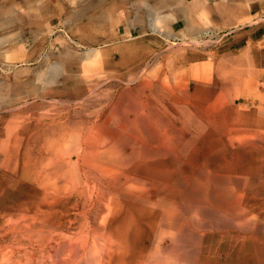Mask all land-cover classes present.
Masks as SVG:
<instances>
[{"label":"rangeland","instance_id":"1","mask_svg":"<svg viewBox=\"0 0 264 264\" xmlns=\"http://www.w3.org/2000/svg\"><path fill=\"white\" fill-rule=\"evenodd\" d=\"M207 1L192 9L193 21L202 27L199 35L174 39L167 38L164 22L155 23L148 0H0V89L10 95L9 104H0V253L18 246L15 236L3 235L15 226L18 197L40 195L37 182L41 188L69 186L72 195L71 183L82 186L86 175L93 182L90 156L80 151L90 139L97 163L116 170L107 197L116 212L114 264H141L155 256L165 261L171 250L178 253V264H264V140L254 138L264 134V97L255 96L264 95V80L236 86L219 65L264 42V0H228L239 17L233 26H222V0ZM174 23L169 26L177 34L189 24L183 17ZM249 67L236 64L240 83ZM66 68L75 77H66ZM243 88L247 97L238 100ZM95 177L87 199L94 205L93 224L101 219L104 193ZM171 210L180 239L159 252ZM18 247L20 257L10 264H27L25 247Z\"/></svg>","mask_w":264,"mask_h":264},{"label":"bare ground","instance_id":"2","mask_svg":"<svg viewBox=\"0 0 264 264\" xmlns=\"http://www.w3.org/2000/svg\"><path fill=\"white\" fill-rule=\"evenodd\" d=\"M114 2V1H113ZM207 0H150L149 4L153 9V12L155 13V23L164 22L165 25H163V31L166 32L167 38H173L175 37L174 30L171 29L169 26L171 23L175 22L177 20L176 15L171 14L169 12L171 8L176 7V13L181 15L178 16L180 18H185L188 22L189 25L187 26L186 30L184 29L185 33L189 35H193L194 33L202 31L201 25L199 23H195V21H192V9L193 8H199V7H204L207 4ZM112 3V2H111ZM228 0H222L221 3V10L220 14L223 17V23L222 26H233L239 19L238 15L236 12L233 11V9H228L227 4ZM142 4V3H141ZM150 11V10H149ZM172 11V10H171ZM102 14H107V12H103ZM17 15V14H16ZM5 14L1 15V17H4ZM152 17V16H151ZM16 18V17H15ZM86 18V17H85ZM84 18V19H85ZM135 18V17H134ZM248 18V17H247ZM264 18V17H263ZM19 19V18H17ZM169 21L167 24V21L165 22L164 20ZM245 19V18H244ZM251 19V18H250ZM83 20V18L81 19ZM127 21V20H126ZM172 21V22H171ZM82 22V21H81ZM263 22V21H262ZM258 23V22H257ZM261 23V22H260ZM67 24V23H66ZM81 24V23H80ZM181 24V23H180ZM179 24V25H180ZM242 24V23H241ZM68 25V24H67ZM178 25V24H177ZM74 27V26H73ZM114 27V26H113ZM129 27V25H128ZM178 27V26H177ZM176 27V28H177ZM72 28V27H71ZM158 33L161 32L162 28L158 25H156ZM236 28V27H235ZM237 27L236 29H238ZM115 29V28H114ZM128 29V28H127ZM131 29V28H130ZM211 29V28H210ZM70 31V30H69ZM155 31V30H154ZM212 31V30H211ZM243 32V31H242ZM105 33V32H103ZM119 33V32H118ZM207 33V32H206ZM241 33V32H240ZM18 34V33H17ZM61 34V33H60ZM139 34V33H138ZM145 34V33H144ZM164 35V32L162 33ZM165 34V35H166ZM221 34V33H220ZM116 34H114L115 36ZM182 35V34H181ZM199 35V33H198ZM65 36V35H64ZM113 36V37H114ZM137 36V35H136ZM150 36V35H149ZM258 36V35H257ZM111 37V36H108ZM197 37V36H195ZM36 38V36L34 37ZM53 38V37H52ZM116 38V37H114ZM131 38V37H130ZM162 38V37H161ZM183 38V37H182ZM189 38V37H188ZM191 38V37H190ZM49 39V38H48ZM129 39V38H128ZM163 39V38H162ZM236 39V38H235ZM239 39V38H238ZM255 39V38H254ZM109 40V39H108ZM115 40V39H114ZM125 40V39H124ZM166 40V39H165ZM174 40V39H173ZM185 40H188L185 38ZM222 40V39H221ZM253 40V38H252ZM69 41V40H68ZM121 41V40H120ZM133 41V40H132ZM198 41V40H197ZM112 42V41H111ZM129 42V41H128ZM175 42V41H174ZM191 42V41H190ZM65 42H63L64 44ZM178 43V42H177ZM219 43V42H218ZM227 43V42H226ZM232 43V42H231ZM241 43V42H240ZM73 44V43H72ZM204 44V42L202 43ZM206 44V43H205ZM203 45L204 47L207 45ZM208 44V43H207ZM38 45V44H37ZM180 45V44H179ZM196 45V44H193ZM199 45V43H198ZM113 46V45H112ZM184 46V45H183ZM188 46V45H187ZM192 46V45H191ZM200 46V45H199ZM202 46V45H201ZM202 46V47H203ZM250 46V45H249ZM175 47V45H174ZM179 47V46H178ZM228 47V46H227ZM8 48V47H7ZM53 48V47H52ZM172 48V47H171ZM201 48V47H200ZM59 49V48H58ZM83 49V48H82ZM222 49V48H221ZM234 49V48H233ZM101 50V49H100ZM42 51V50H39ZM74 52V51H73ZM72 52V53H73ZM211 52V51H210ZM8 53V52H7ZM20 53V52H19ZM27 53V52H26ZM84 53V52H83ZM167 53V52H166ZM41 54V53H40ZM76 54V53H75ZM161 54V53H160ZM239 54V53H238ZM54 55V54H53ZM231 55V54H230ZM70 55H67L65 57H69ZM84 56V55H83ZM29 57V56H28ZM35 57V56H34ZM32 57V58H34ZM94 57V56H93ZM57 58V57H56ZM82 58V57H81ZM3 59V58H2ZM44 59V58H43ZM47 59V58H46ZM153 59V58H152ZM160 59V58H159ZM165 59V58H164ZM37 59H35L36 61ZM48 60V59H47ZM20 61V60H19ZM54 61V59L52 60ZM56 61V60H55ZM58 61V60H57ZM83 61V60H82ZM243 61V64L250 65V67L246 70L247 76L244 83H240V81L237 78V73L235 71L236 64H239ZM61 62V60H60ZM64 62V61H63ZM66 62V61H65ZM45 63V62H44ZM52 63V62H51ZM162 63V62H161ZM1 64V63H0ZM49 64V63H48ZM54 64V63H53ZM59 64V63H58ZM165 65V64H164ZM220 65L221 71L223 72V77L226 80H231L234 81V84L236 86H246L247 85V80L250 79L252 82H254L255 86L258 83L259 79L264 80V42L257 44L256 46L250 47L242 57L239 59L236 58H231L227 60H223ZM26 66V65H25ZM42 66V65H41ZM15 67V66H14ZM24 67V66H23ZM47 67V66H45ZM147 67V66H146ZM28 68V67H27ZM51 68V67H50ZM146 69V68H145ZM26 70V69H25ZM24 70V71H25ZM225 71L230 70L231 72L229 73H224ZM27 71V70H26ZM146 71V70H145ZM23 72V71H21ZM41 72V71H40ZM49 72V71H48ZM169 73V72H168ZM12 74V73H11ZM147 74V73H146ZM64 75L68 78H73L75 75L72 73L71 70L69 69H64ZM77 76V75H76ZM183 76V75H182ZM37 77V76H36ZM40 77V76H39ZM150 77V76H149ZM19 78V77H18ZM23 78V77H22ZM62 78V76H61ZM140 78V77H139ZM13 79V78H12ZM58 79V77H57ZM151 79V78H150ZM258 79V80H257ZM171 80V79H170ZM3 81V80H2ZM44 81V80H43ZM139 81V79H138ZM182 81V80H181ZM110 82V81H109ZM136 82L133 81V83ZM5 83V82H4ZM8 83V82H7ZM52 83V82H50ZM108 83V82H107ZM34 84V83H33ZM135 84V83H134ZM137 84V83H136ZM135 84V85H136ZM262 84V83H261ZM8 85V84H7ZM6 85V86H7ZM158 85V84H157ZM104 86V85H103ZM107 86V84H106ZM130 86V85H129ZM143 86V85H142ZM112 87V86H111ZM120 87V86H119ZM6 88V87H5ZM16 88V87H15ZM15 88L13 90H15ZM46 88V87H45ZM110 88V87H109ZM262 88V87H261ZM127 89V88H126ZM11 91V90H10ZM112 91V90H111ZM141 91V90H140ZM145 92V90H143ZM153 91V90H152ZM261 91V89H260ZM110 92V91H109ZM122 93V92H121ZM136 93V92H135ZM142 93V92H141ZM247 91L246 89H241L239 91L237 99L240 100L244 97H247ZM254 93V92H252ZM108 94V93H107ZM126 94V93H125ZM124 94V95H125ZM106 95V94H105ZM136 95V94H135ZM134 95V96H135ZM142 95V94H141ZM149 95V94H148ZM219 95V94H218ZM255 95V94H254ZM174 96V95H173ZM256 99L263 98L264 95L258 94L255 95ZM254 96V97H255ZM259 96V98H258ZM99 97V96H98ZM138 97V96H137ZM31 98V97H30ZM91 98V97H90ZM105 98V97H104ZM111 98V97H110ZM116 98V97H115ZM118 98V97H117ZM109 99V98H107ZM128 99V98H126ZM125 99V100H126ZM141 99V98H139ZM19 100V99H18ZM92 100V99H91ZM97 100V99H96ZM136 100V99H135ZM134 100V101H135ZM224 100V99H223ZM25 101V100H24ZM44 101V100H43ZM63 101V100H62ZM95 101V100H94ZM261 101V100H260ZM38 102V101H37ZM52 102V101H51ZM61 102V100H60ZM72 102V101H71ZM93 102V101H92ZM140 102V101H139ZM136 102V103H139ZM169 102V101H168ZM10 103V95H9V90L1 88L0 89V104H9ZM42 103V102H41ZM40 103V104H41ZM73 103V102H72ZM118 103V101H117ZM69 104V103H68ZM74 104V103H73ZM122 104V103H121ZM130 104V103H129ZM128 104V105H129ZM142 104V102H141ZM178 104V103H177ZM27 106L29 104H26ZM42 105V104H41ZM46 105V104H45ZM120 105V104H119ZM150 105V104H149ZM175 105V104H174ZM76 106H78L76 104ZM82 106V105H81ZM91 106V105H90ZM89 106V107H90ZM122 106V105H121ZM120 106V107H121ZM139 106V105H137ZM229 106V105H228ZM22 107V106H21ZM74 107V106H73ZM80 107V106H79ZM86 107V106H85ZM119 107V106H118ZM124 107V106H123ZM5 108V107H4ZM87 108V107H86ZM94 108V107H93ZM131 108V106H130ZM152 108V107H151ZM58 109V108H57ZM127 109V108H126ZM149 109V108H148ZM116 110V109H115ZM131 110V109H129ZM150 111V110H149ZM148 111V112H149ZM179 111V110H178ZM192 111V110H191ZM22 112V111H21ZM96 112V111H95ZM85 113V112H84ZM88 113V112H87ZM119 113H121L119 111ZM134 113V112H133ZM152 113V112H151ZM155 113V112H154ZM179 113V112H178ZM74 114V113H73ZM82 114V113H81ZM96 114V113H95ZM147 114V113H146ZM205 114V113H204ZM1 115V114H0ZM77 115V114H76ZM117 115V114H116ZM120 115V114H119ZM131 115V113L129 114ZM109 116V115H108ZM160 116V115H159ZM158 116V117H159ZM173 116V115H172ZM210 116V115H209ZM81 117V116H80ZM141 117V116H140ZM139 117V118H140ZM152 117V114L150 115ZM155 117V115H153ZM152 117V119H154ZM181 117V116H180ZM192 117V116H191ZM50 118V117H49ZM87 118V117H86ZM93 118V117H92ZM129 118V117H128ZM134 118V117H133ZM161 118V117H159ZM183 118V117H182ZM121 119V118H120ZM142 119V118H141ZM189 119V118H188ZM196 119V118H195ZM158 119H156L157 121ZM164 120V119H163ZM186 120V119H185ZM119 121V120H118ZM179 121V120H178ZM187 121V120H186ZM189 121H192L191 119ZM48 122V121H47ZM104 122V121H103ZM130 122V120H129ZM144 120L142 121V123ZM152 123V121L150 120ZM158 122V121H157ZM161 122V121H160ZM159 122V123H160ZM98 123V122H97ZM109 123V122H108ZM164 123V122H162ZM156 124V123H155ZM161 124V123H160ZM173 124V123H172ZM194 124V123H193ZM144 125V124H143ZM153 125V124H152ZM168 125V124H167ZM192 125V124H191ZM190 125V126H191ZM128 126V125H126ZM132 127V125H130ZM159 126V125H158ZM157 126V127H158ZM171 126V125H170ZM197 126V125H196ZM195 126V127H196ZM129 128V126H128ZM141 128V127H140ZM155 128V127H154ZM164 128V127H163ZM166 128V126H165ZM164 128V129H165ZM150 129V128H149ZM161 130V129H160ZM168 130V129H167ZM181 130V128H180ZM179 130V131H180ZM198 130V129H197ZM83 131V130H82ZM133 131V129H132ZM150 131V130H149ZM159 131V129H158ZM177 131V130H176ZM175 131V132H176ZM185 131V130H184ZM192 131V130H191ZM240 131V130H239ZM74 132V131H73ZM153 132V131H151ZM178 132V131H177ZM161 132H158V134ZM165 133V132H164ZM195 133V132H194ZM71 134V133H70ZM156 134V136L158 135ZM251 134V133H250ZM144 135V134H143ZM142 135V136H143ZM151 135V134H150ZM4 136V135H3ZM87 136V135H86ZM141 138H145L142 137ZM152 137H154L152 135ZM159 137V136H158ZM2 138V137H1ZM130 138V136H129ZM134 138V137H133ZM163 138V136H162ZM182 138V136H181ZM254 138L257 140H264V134L261 135V133H256L254 134ZM5 139V138H4ZM123 139V138H122ZM160 139V138H159ZM168 139V137H167ZM175 139V138H174ZM173 139V140H174ZM178 139V138H177ZM81 140V139H80ZM135 140V139H134ZM183 140V139H182ZM251 140V139H250ZM254 140V139H253ZM113 141V140H112ZM111 141V142H112ZM131 141V140H129ZM162 141V140H161ZM6 142V141H5ZM4 142V143H5ZM11 142V141H9ZM136 143V141H134ZM169 142V140H168ZM185 142V141H184ZM121 143V142H120ZM124 143V142H122ZM155 143V142H153ZM157 143V142H156ZM180 143V142H179ZM6 144V143H5ZM84 144V142H83ZM117 144V143H115ZM126 144V143H125ZM113 145V144H112ZM238 145V144H237ZM251 145V143H250ZM117 146V145H116ZM121 146V145H120ZM124 146V145H123ZM11 147V146H10ZM130 147V146H129ZM156 147V146H155ZM5 148V146H4ZM7 148V147H6ZM112 148V147H111ZM117 148V147H116ZM162 148V147H161ZM169 148V147H167ZM178 148V147H177ZM164 149V148H163ZM162 149V150H163ZM132 150V149H131ZM152 150V149H151ZM161 150V149H160ZM169 150V149H168ZM178 150V149H177ZM180 150V148H179ZM80 151L84 152L86 156H90L89 159V166L92 170V172L95 171L94 176L90 179L93 180L94 183H96L97 178L96 176H99L100 179L98 182H102L100 185L102 189L104 190V193L101 192V196L99 199L101 209H100V217L101 219L97 222L95 221L94 224L91 222V217L90 214L92 215V210L94 208V205L87 203V199H90L91 196H93L90 193V190L92 189L93 185L92 181L89 180L88 176L86 175L85 178L87 179L84 181V179L81 181L82 186H73L71 183V187L75 188L73 191L70 189L71 192H74L76 195H72L70 193H67L69 190L68 187H51L50 184L44 185L42 188L40 186V183L37 182L38 187H36L37 192L40 194L39 196H33L31 197H18L17 200V219L15 221V226L14 228L9 227L8 230H5V233L3 235V238H10L12 236L13 241L18 242V246H23V253L25 255V258L27 259V264H114V260L118 257L119 255V248L117 241L113 237V232H112V221L115 219L116 212L114 211V208L111 205V201L108 200V196L110 194V183L113 180V177L115 175L114 167H111L110 169V164L108 163H102L98 164L97 163V156L94 154V149L90 146V139H87L86 141V146L85 148H81ZM104 151V150H103ZM102 151V153H104ZM18 152V151H17ZM52 152V151H51ZM131 152V151H129ZM135 152V150H134ZM133 152V153H134ZM145 152V151H144ZM148 152V151H147ZM158 152V151H157ZM163 152V151H162ZM172 152V151H171ZM180 152V151H179ZM149 153V152H148ZM161 153V151H160ZM175 153V152H174ZM79 154V152L77 153ZM145 154V153H144ZM143 154V155H144ZM158 154V153H157ZM163 154V153H162ZM167 152L165 151L166 155ZM139 155V153L137 154ZM142 155V156H143ZM74 156V155H73ZM141 156V157H142ZM145 156V155H144ZM149 156V155H147ZM177 156V155H176ZM181 156V155H180ZM77 157V156H76ZM122 158V156H121ZM175 158V157H174ZM15 159V158H14ZM171 159V158H170ZM177 159V158H176ZM71 160V159H70ZM77 160V159H76ZM75 160V161H76ZM159 160V159H158ZM161 160V159H160ZM163 160V159H162ZM178 160V159H177ZM235 160V159H234ZM72 161V160H71ZM86 161V159H85ZM176 161V160H175ZM179 161V160H178ZM80 162H82L80 160ZM177 162V161H176ZM236 162V160H235ZM238 162V161H237ZM181 163V162H180ZM183 163V162H182ZM185 163V162H184ZM57 164V163H56ZM88 164V163H87ZM140 164V163H139ZM149 166V163H147ZM174 164V163H173ZM145 165V164H143ZM177 165V164H176ZM80 166V165H79ZM19 167V166H18ZM56 167V165L54 166ZM150 167V166H149ZM171 167V166H170ZM180 167V166H179ZM185 167V166H183ZM187 167V166H186ZM57 168V167H56ZM117 168V167H116ZM120 168V167H119ZM156 168V167H155ZM127 169V168H126ZM125 169V170H126ZM139 169V168H138ZM151 169V168H150ZM229 169V168H228ZM56 170V169H55ZM89 170V169H88ZM132 170V168H131ZM170 170V169H169ZM173 170V169H172ZM57 171V170H56ZM83 171V170H82ZM118 171V170H117ZM148 171V169H147ZM262 171V169H261ZM131 172V171H130ZM181 172V171H179ZM117 173V172H116ZM158 174V170L155 172ZM154 173V174H155ZM83 174V172H82ZM136 174V173H135ZM182 174V173H181ZM137 175V174H136ZM159 175V174H158ZM42 176V175H41ZM66 176V175H65ZM160 176V175H159ZM191 176V175H190ZM222 176V175H221ZM23 177V174H22ZM200 177V175H199ZM218 177V176H216ZM155 178V177H154ZM183 178V177H182ZM189 178V177H188ZM192 178V177H191ZM111 179V181H110ZM151 179V178H150ZM179 179V178H178ZM107 180V181H106ZM182 180V179H181ZM191 180V179H190ZM193 180V178H192ZM9 182V181H7ZM15 182V181H14ZM156 182V181H155ZM215 182V181H214ZM186 183V182H185ZM8 184V183H7ZM18 183L17 185H19ZM56 184V183H55ZM162 184V183H161ZM9 185V184H8ZM14 185V183H13ZM98 185V184H94ZM158 185H160L158 183ZM199 185V184H198ZM161 186V185H160ZM11 187V186H10ZM20 187V186H19ZM96 187V186H95ZM182 187V186H181ZM192 187V186H191ZM199 187V186H198ZM219 187V186H218ZM222 187V186H221ZM5 188V187H4ZM8 188V186H7ZM12 188V187H11ZM10 188V189H11ZM15 188V187H13ZM35 188V187H34ZM194 189V187H192ZM191 188V189H192ZM214 188V187H213ZM19 189V188H17ZM97 189V187L95 188ZM99 189V188H98ZM159 189V188H158ZM192 189V191H193ZM226 189V188H225ZM224 189V190H225ZM4 190V189H3ZM16 190V189H15ZM183 190V189H182ZM219 190V189H218ZM17 191V190H16ZM40 191L43 192L41 195ZM93 191V189L91 190ZM98 191V190H97ZM156 191V190H155ZM168 191V190H167ZM195 191V190H194ZM212 191V190H211ZM1 192V191H0ZM95 192V191H94ZM189 192V191H187ZM220 192V191H219ZM222 193L224 191H221ZM199 193V192H197ZM98 194V193H97ZM118 194V193H117ZM200 194V193H199ZM198 194V196H199ZM123 195V194H122ZM221 195V194H220ZM98 196V195H97ZM96 196V197H97ZM126 196V195H125ZM224 196V195H223ZM99 197V196H98ZM130 197V195H129ZM194 197V196H193ZM202 197V196H200ZM218 197V196H217ZM222 197V196H221ZM226 197V196H225ZM220 198V197H219ZM93 199V198H92ZM111 199V198H109ZM190 199H192L190 197ZM198 199V197H197ZM145 200V199H144ZM196 200V198H195ZM202 200V199H201ZM212 201L214 199H211ZM224 200V199H223ZM90 201V200H89ZM190 201V200H189ZM194 201V198L192 199ZM196 201H199L196 200ZM203 201V200H202ZM201 201V202H202ZM210 201V199H209ZM217 201V200H216ZM215 201V202H216ZM159 202V201H158ZM191 202V201H190ZM200 202V201H199ZM218 202V201H217ZM222 202V200L220 201ZM237 202V201H236ZM91 203V202H90ZM149 203V202H148ZM204 203V202H202ZM206 204V203H205ZM225 204V203H224ZM146 205V204H145ZM183 205H184V200H183ZM231 205V203H230ZM185 206V205H184ZM183 206V207H184ZM192 206V205H191ZM194 206V205H193ZM200 206V205H199ZM206 206H208L206 204ZM227 206V205H226ZM237 206V205H236ZM201 207V206H200ZM211 207V206H210ZM209 207V208H210ZM213 207V206H212ZM240 207V205H239ZM182 208V207H181ZM173 209V208H172ZM183 209V208H182ZM200 209V208H199ZM233 209V208H232ZM95 210V209H94ZM190 210V209H187ZM211 210V209H210ZM244 210V209H243ZM202 211V210H201ZM240 211V210H239ZM238 211V212H239ZM198 212V211H197ZM243 212V211H242ZM205 214V213H204ZM203 214V215H204ZM212 214V213H210ZM214 214V213H213ZM127 215V214H126ZM202 215V214H201ZM220 215V213H219ZM226 215V214H225ZM250 215V214H249ZM216 216V215H214ZM222 216V215H221ZM211 217V216H210ZM226 217V216H224ZM229 217V216H228ZM235 217V216H234ZM130 218V217H129ZM220 219V217H218ZM232 218V217H231ZM242 218V217H241ZM248 218V217H246ZM152 219V218H151ZM233 219V218H232ZM236 219V218H235ZM240 219V218H238ZM130 220V219H129ZM154 220V219H153ZM209 220V219H208ZM226 220V219H225ZM224 220V221H225ZM231 219H229L230 221ZM254 220V219H253ZM141 221V220H140ZM139 221V222H140ZM193 221V220H192ZM191 221V223H192ZM221 221V219H220ZM219 221V222H220ZM248 221H250L248 219ZM9 222V221H8ZM125 222V221H124ZM167 231L163 233L158 250L161 252L160 249H162L163 246H170L174 244L178 237L176 236V231L174 227V210H171L169 213V219L167 221ZM195 224L196 222L193 221ZM262 222V221H261ZM119 223V221H118ZM217 223V222H216ZM223 223V222H221ZM193 224V223H192ZM218 224V223H217ZM182 225V224H181ZM200 225V224H199ZM221 225V224H220ZM232 225V224H231ZM242 225V224H241ZM238 225L237 228H239ZM12 226V225H11ZM194 226V225H193ZM197 226V225H196ZM235 226V225H234ZM133 227V226H132ZM135 227V225H134ZM145 227V226H144ZM157 227V226H156ZM202 227V225H201ZM242 227V226H241ZM240 227V228H241ZM11 228V229H10ZM119 228V227H118ZM123 228V227H122ZM190 228V227H189ZM227 228V227H226ZM264 228V227H263ZM146 229H148L146 227ZM180 229V228H179ZM195 229V228H194ZM204 229V228H203ZM230 229V228H229ZM236 229V228H235ZM186 230V229H185ZM189 230V229H188ZM197 230V229H196ZM200 230V229H199ZM208 230V229H207ZM149 232V231H148ZM210 232V231H209ZM263 232V231H262ZM129 233V231H128ZM133 233V229L132 232ZM143 233V232H142ZM156 234V233H155ZM178 234V233H177ZM128 235V234H127ZM133 235V234H131ZM180 235V234H179ZM185 235V234H184ZM198 235V234H197ZM129 236V235H128ZM127 236V237H128ZM126 237V238H127ZM132 237V236H131ZM143 237V236H142ZM147 237V236H146ZM145 237V238H146ZM184 237V236H183ZM202 237V236H201ZM15 238V240H14ZM134 238V237H133ZM11 239V238H10ZM131 239V238H130ZM180 239V238H178ZM182 239V238H181ZM129 240V239H128ZM166 240V241H165ZM200 240V239H199ZM131 241V240H130ZM181 242L180 240H178ZM183 241V240H182ZM195 241V240H194ZM201 241V240H200ZM199 241V242H200ZM138 242V241H137ZM143 242V239H142ZM177 242V241H176ZM178 242V243H179ZM185 242V240H184ZM196 242V241H195ZM194 242V243H195ZM10 242H8L9 244ZM129 242H127L128 244ZM153 243V242H152ZM185 244V243H183ZM135 245V244H134ZM152 245V244H151ZM179 244H177L178 246ZM189 245V243L187 244ZM199 245V244H198ZM202 245V244H201ZM11 246L8 247L7 250L4 252L0 253V258L1 263L0 264H10L14 258H16L21 250L20 247ZM182 246V244H181ZM180 246V247H181ZM194 247V245H192ZM131 247V246H129ZM138 247V246H137ZM178 247V248H180ZM181 249H185L184 248ZM190 247V246H189ZM135 248V246H134ZM141 248V247H140ZM168 248V247H167ZM176 248V246H175ZM197 249V247H195ZM201 248V247H200ZM199 248V249H200ZM242 248V247H241ZM123 249V247H122ZM121 249V250H122ZM177 249V248H176ZM187 249V248H186ZM134 250V249H133ZM201 250V249H200ZM2 251V250H1ZM146 251V250H145ZM187 251V250H184ZM244 251V250H243ZM179 252V251H178ZM181 252H183L181 250ZM180 252V254H181ZM196 252V251H195ZM199 253V251H197ZM201 252V251H200ZM172 250L170 255L167 257V254L165 256V261H163L160 258H156L153 260V258H149L147 261L141 263V264H178L180 261H177L178 253L176 254L174 250V255L172 254ZM197 253V254H198ZM247 253V252H246ZM249 253V252H248ZM179 254V256H181ZM196 254V253H195ZM200 254V253H199ZM157 255V254H154ZM153 255V256H154ZM160 255V253H158ZM185 255V254H184ZM162 256V254H161ZM174 256V258H173ZM20 257V256H18ZM158 257V256H157ZM192 257V256H191ZM197 258H199L197 256ZM182 259V258H181ZM189 260V259H188ZM192 260V259H191ZM250 260V258H249ZM14 263V262H13ZM20 263V262H19ZM184 264V263H182ZM188 264V263H187Z\"/></svg>","mask_w":264,"mask_h":264},{"label":"crops","instance_id":"3","mask_svg":"<svg viewBox=\"0 0 264 264\" xmlns=\"http://www.w3.org/2000/svg\"><path fill=\"white\" fill-rule=\"evenodd\" d=\"M149 2H150V0H148V4H149ZM149 5H150V4H149ZM150 7H151V6H150ZM221 7H222V6H221ZM221 7H220V10H221ZM151 8H152V7H151ZM172 8H173V7H172ZM172 8H171V9H172ZM152 10H153V9H152ZM171 12H172V11H171ZM175 12H176V7H175ZM154 14H155V13H154ZM179 18H180V17L177 18V20L175 21V23L173 22V23H174L173 25L179 23ZM192 21H193V19H192ZM188 23H189V22H188ZM188 25H189V24H187V26H188ZM186 28H187V27H185L184 29L186 30ZM184 29H182V30L180 31L181 33L179 32L180 34H177L176 32L173 31L174 34H175V37H173V38L175 39V38H178V37H185V36H187V37H194V36H196L198 33L201 32V31H200V32L194 33L193 35H189V34L185 33ZM181 34H182V35H181Z\"/></svg>","mask_w":264,"mask_h":264}]
</instances>
